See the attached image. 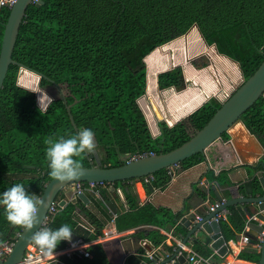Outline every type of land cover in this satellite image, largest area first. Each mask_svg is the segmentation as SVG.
Returning a JSON list of instances; mask_svg holds the SVG:
<instances>
[{
    "label": "trees",
    "instance_id": "1",
    "mask_svg": "<svg viewBox=\"0 0 264 264\" xmlns=\"http://www.w3.org/2000/svg\"><path fill=\"white\" fill-rule=\"evenodd\" d=\"M43 1L41 6L32 3L26 10L13 51L17 63L10 65L0 91V192L14 183H23L28 192L37 195L52 179L48 175L45 141L49 137L76 132L65 100L78 129H93L97 148L105 153L101 159L105 167L122 165L137 154L165 153L189 140L221 106L222 102L216 97H211L172 126L160 121L161 134L158 136H153L138 99L147 89L145 58L193 27H198L208 46L215 45L220 55L238 63L245 79L264 60V0ZM8 15L9 7H0V50ZM171 58L176 61L175 56ZM21 65L42 75L40 88L37 74L27 69L20 73V83L36 92L18 85ZM195 70L186 62L184 70L176 66L157 75L158 88L166 94L162 100L165 107L168 108L166 99L174 88L177 91L186 88L184 71L193 81ZM54 84L66 86L65 99L60 96L50 102L51 97L42 88ZM148 91L151 93L149 83ZM37 98L42 107L50 102L46 109L38 105ZM166 110L170 121L178 120ZM241 122L264 146V97L242 115ZM223 138L228 140L229 134L224 133ZM78 159L82 167L90 166L86 153ZM203 160L204 156L198 153L179 165L185 170ZM260 163L262 165L258 166ZM255 167L264 169V160L257 162ZM153 176L151 186H147L149 191L165 187L170 181L167 169ZM124 182L127 181L114 183L115 190ZM124 193L129 208L135 209L137 194L131 187ZM112 194L109 187L100 189V199L93 201L96 210L80 199L69 201L59 209L48 227L58 228L67 223L79 232L84 228L77 220L79 208L96 227L85 239L97 237L112 219L106 206ZM3 211L0 206V244L22 229V226L7 222ZM155 212L161 228L176 221L168 208L160 207ZM229 212L227 220L222 221L227 238L231 226L242 231L247 223L239 205L229 207ZM149 234L157 244L165 239L159 232ZM64 247L66 242L62 240L54 250ZM239 256L254 258L244 252ZM94 257L68 262L99 264ZM217 263L224 264L221 259Z\"/></svg>",
    "mask_w": 264,
    "mask_h": 264
},
{
    "label": "crops",
    "instance_id": "2",
    "mask_svg": "<svg viewBox=\"0 0 264 264\" xmlns=\"http://www.w3.org/2000/svg\"><path fill=\"white\" fill-rule=\"evenodd\" d=\"M216 55L218 58L222 59L223 69L227 72V74L223 72L224 77L221 81L219 80V82H217V80L213 79L212 75L209 74L206 69L195 70L196 74L193 77L194 86L190 87L189 82L191 81L186 77L184 72L187 82V86L184 89L185 91L181 90L182 92H177L174 89L171 95H167L166 103L169 112L174 119H178L174 124L195 111L211 97H223L224 93L232 91L233 87L238 86L239 81L244 79L240 67L235 66L236 62L219 53ZM231 70L233 71L232 73L230 72ZM238 77L239 81L236 79ZM159 122V120H156L155 128L151 126L153 133L157 136L161 134ZM228 134V140L223 138V140H218L211 145L206 151V159L201 163L185 170L180 166L176 170L175 176L172 179L170 178L169 183L165 187H154L149 191L147 190L148 185L145 186V188L138 185L137 187L140 189V194H137L135 191V182L130 180L122 183L121 187L114 190L109 199L116 207L117 214H113L110 210L109 211L112 217L116 215V225L121 233L119 237L95 242L97 241V237L101 234L100 233L97 237L86 240L85 237L90 235L89 233H93L96 227L92 224L90 219L77 208L76 216L79 221L78 223L84 228L79 232L73 230V233L78 236L77 241L81 240L87 243L88 250L91 254L89 257L85 258L91 259L95 256L94 258L98 260L99 264H141L142 262H151L152 259L149 257V253L155 250L160 256H165L167 252L173 255V249L178 239L183 241L188 231V229L183 227L179 222L180 217L183 215L182 211L185 209L188 213L198 211L200 214H204L205 208L202 206L204 201L208 199H217L215 191L212 189L213 185L217 186V189L224 199H229L232 197V194L238 195V187L240 195L245 194V186L248 182L252 183L254 193H257L259 190L256 189V187L260 186L257 173L259 171L264 172V169L255 166L257 162L264 160V146L254 135L249 133L243 122L236 123L229 130ZM96 149L100 150L98 148ZM102 155L103 153L99 154L101 159L104 156ZM248 165L253 167H249ZM224 171H228L226 175ZM226 180H229L227 184L225 182ZM72 187L73 186L70 185L59 195V199H66V204L75 199V197L69 193L73 191ZM107 187H109V191H111V185H107ZM107 187L98 186L99 189ZM129 187H131V190L134 191L138 197V206L135 209L129 208L124 193ZM85 193L91 201L90 204H85L91 207L92 210H96L93 207V201L100 199V191L98 190L95 192L93 188H91L86 190ZM146 196H149V199L144 204L140 205V200L142 198L144 199ZM247 206L248 205L245 204L240 207L244 211ZM160 207L170 209L172 214H174L172 217L177 219L172 224H166L165 228L158 226L160 218L155 211ZM249 207L253 213L249 215L244 212L247 221L250 216L259 213L255 205H249ZM227 210L229 216V208ZM231 229L232 231H229V237L227 238L222 228L223 234L229 245V252L226 255L227 258L231 256L236 264L259 263L261 256L260 240L256 242L251 240L248 244H241L239 243L240 237L243 233L248 232V226L245 224L242 231H239L234 226H231ZM162 230L166 232L172 231L174 237L170 241H165V239H163L164 241L162 240L157 244L152 237H150L149 232H159L163 234ZM153 238L156 240V237ZM197 238L198 235L192 236L190 241H196ZM65 242L67 247L71 241ZM186 244L201 256H205L204 253L208 254V256L206 255L205 257L212 255V260L216 263L222 258V256L220 257L210 247L211 241L208 243L207 241L199 240L193 244L190 242ZM66 247L53 250L60 251V254L56 259L52 260L50 264H69L68 261L71 259L75 260L84 257L79 254H74L72 256L65 255L62 250H65ZM242 252L254 258L252 260L239 258ZM131 258L132 261L130 260ZM221 260L223 261V259ZM169 264H172V261ZM187 264L191 263L189 262Z\"/></svg>",
    "mask_w": 264,
    "mask_h": 264
},
{
    "label": "water",
    "instance_id": "3",
    "mask_svg": "<svg viewBox=\"0 0 264 264\" xmlns=\"http://www.w3.org/2000/svg\"><path fill=\"white\" fill-rule=\"evenodd\" d=\"M32 3H34V0H16L12 7L9 8V15L5 24L0 50V91L3 87L4 80L10 65L17 63L13 59V51L15 48L21 23L26 14V10ZM43 3V0H38L35 4L37 6H41ZM213 46L215 47V45ZM22 69H28L29 71L36 73L39 78L42 77L40 73L35 70H31L25 65H21L20 70ZM17 83L18 85H20L18 81ZM20 86L35 91L34 89L26 87L24 85ZM53 86L59 87V85L57 84H54ZM146 94L147 89L145 94L138 99V103L147 118L153 136H157L153 133L146 112L140 103V100ZM61 97L65 99L66 96L65 94H61ZM261 97H264V60L250 77L246 79L244 78L242 80V82L234 89L230 97H228L221 103V106L216 110L213 116L201 129L195 131V133L191 135L189 140L184 142L182 145L174 148L173 150L165 153H155L153 155H146L136 159L128 160L124 164L115 167L103 166L101 158L97 152H95L94 154L86 153V156L90 161V166L82 167L83 174L81 176L73 181L63 183L56 181L55 178H52L49 182L46 183L42 193L37 194L43 200V206L38 210V224L34 225V227L30 230H27L24 227L22 228L14 243L13 251L5 260L0 259V264L21 263L27 246L32 242L31 235L37 230V228L41 227L44 218L47 215L50 204L55 199L59 198L60 193L73 183L104 182L111 184L110 190L114 191L115 188L113 184L116 182L130 181L132 179H138L150 174H154L157 171L167 169L174 164H178L195 154L200 153L204 156V159H206V151L211 147V145L218 140H223V134L228 133L236 123L241 122L242 115ZM53 100L54 99L52 98L50 102ZM65 104L74 127L77 130L78 127L75 124L70 106L67 104L66 100ZM38 105L43 108L39 103ZM47 106L43 109H46ZM260 165L262 164L260 163L258 166ZM257 175L260 181V186L256 187V189L259 190L257 193H254L252 183L248 182V184H246L245 186V194L240 195L238 187V195L232 194V197H230L229 199H224L220 191L217 189V186L213 185L212 189L215 191L217 200L225 201L215 211L202 215L201 220H196V215H200L198 211H196V213H188L184 209L182 211L183 215L180 217L179 222L183 227L187 228L188 231L182 242L184 244L188 242L193 244L194 242H198L199 240L207 241L208 243L211 241L210 247L212 248V250H214L215 253L219 256H226L229 252V245L222 231V221H217L216 219H213V217L216 213L223 209H228L229 207L234 205L241 206L246 204L248 206L244 209L245 213L251 215L253 211L251 210L249 205H255V208L259 211L258 214L262 219H264V172L259 171ZM147 185L151 186V183H148ZM93 190L95 192L98 190L100 191L97 185L93 186ZM69 193L70 195L74 196L73 191ZM75 199H80L86 204H90L91 202L85 192L78 194ZM66 202V199H61L59 205L63 208L66 205ZM106 206L113 214H117V209L111 201H106ZM248 227L249 230L247 234L250 236L251 240L254 242L260 240L261 242V256L259 259V263L264 264V233L262 238L260 239V234L264 232V225H260L258 221H250L248 223ZM197 235L198 238L196 241H190V238L192 236ZM77 240L78 236L72 233L70 241L77 242ZM172 259H175L172 264L189 263L185 253H180L178 248L174 251L173 255H171L170 258L165 259L164 261L157 262L156 259H152L151 262H142L141 264H164L167 262H171Z\"/></svg>",
    "mask_w": 264,
    "mask_h": 264
},
{
    "label": "clouds",
    "instance_id": "4",
    "mask_svg": "<svg viewBox=\"0 0 264 264\" xmlns=\"http://www.w3.org/2000/svg\"><path fill=\"white\" fill-rule=\"evenodd\" d=\"M45 144L48 175L61 183L81 176L83 168L78 157L84 153L94 154L97 148L95 133L88 127L79 128L75 133L49 137ZM0 206H3L7 222L30 230L38 224V210L43 206V200L28 192L23 183H14L0 192ZM72 233V228L65 223L58 228H37L31 240L45 255L53 254L60 241L71 240Z\"/></svg>",
    "mask_w": 264,
    "mask_h": 264
},
{
    "label": "built area",
    "instance_id": "5",
    "mask_svg": "<svg viewBox=\"0 0 264 264\" xmlns=\"http://www.w3.org/2000/svg\"><path fill=\"white\" fill-rule=\"evenodd\" d=\"M16 0H0V7L7 5L9 8L12 7V5L15 3ZM38 0H34V3H36ZM237 87V86H236ZM235 86L233 87L232 91H228L224 93L223 97L216 96V98L220 101L223 102L225 101L230 95L233 93L234 89L236 88ZM172 126V125H170ZM155 154L154 152H147L144 154H137L129 157L128 160L136 159L139 157H143L146 155H153ZM180 167L179 163L174 164L170 167L167 168V173L170 175V178L172 179L175 174L176 170ZM154 179L153 174L147 175L142 178L134 179L133 181L135 182V191L137 194H140V189L137 187L138 185H141V187L145 188L148 183H151V181ZM94 185L97 186H106L111 185L109 183H87V182H77L73 183L71 186L72 190L74 192V196L76 197L78 194L85 192L86 190H89L93 188ZM149 199V196H146L144 199L142 198L139 202L140 205L144 204L147 200ZM61 199L57 198L55 199L49 206L48 212L46 217L44 218V221L41 225L40 228L48 227L49 223L54 219L56 213L59 211L61 206L59 205ZM225 200L219 201V200H206L202 204V206L205 208V213L196 215V220H201L202 215L208 214L212 211H215L222 203H224ZM191 213H196L191 212ZM228 216V210L223 209L219 211L218 213L215 214L213 219H216L217 221H224L227 220ZM250 221H258L260 225H264V219L260 217V215L254 214L248 218V221L246 225L248 226V223ZM23 228V226H22ZM249 229V227H248ZM22 230V229H21ZM20 231H16L13 236H8L6 239L0 244V259L5 260L8 255L13 251L14 248V243L20 234ZM162 233L165 236V241H170L173 239L174 235L173 232H166L165 230H162ZM262 232L260 234L261 238L263 236ZM121 235L120 231L117 228L116 225V215L112 217V219L105 225V227L102 229L101 234L97 237V241H104L113 237H119ZM251 238L247 233H243V235L240 237L239 243L241 244H248L250 243ZM179 248L180 253H185L188 261L191 264H217L214 260H212V255L209 257L201 256L198 254L196 251L192 250L189 248L187 244H184L180 239H178L177 243L175 244V248L173 249L174 251ZM63 253L67 256H72L74 254H79L83 255L84 257H89L90 256V251L88 250L87 243L83 241H77V242H70L69 245L66 247L65 250H62ZM61 251V252H62ZM60 254V251H53V254L49 253L45 255L41 250L39 249L38 246H36L33 241L27 246L25 250L24 257L21 261L20 264H50L52 260L56 259ZM149 257L151 259H156L157 262L164 261L165 259H168L171 257V254L169 252L165 253V256H160V254L155 250L149 253ZM221 257V256H220ZM223 261L227 260V256L222 257ZM175 259H172L171 261L173 262ZM170 262L164 263V264H169ZM225 264H236L233 260H228L226 261ZM253 264H260V263H253Z\"/></svg>",
    "mask_w": 264,
    "mask_h": 264
},
{
    "label": "rangeland",
    "instance_id": "6",
    "mask_svg": "<svg viewBox=\"0 0 264 264\" xmlns=\"http://www.w3.org/2000/svg\"><path fill=\"white\" fill-rule=\"evenodd\" d=\"M216 54H218V52L215 47L208 46L202 38L198 28L193 27L186 34L156 48L145 58L148 66V83L151 93L149 92L150 90L147 91V94L140 100V103L146 112L152 128H155L156 120L165 121L168 125H172L170 124L171 121L169 117L164 112V110L168 109L163 102L166 94L164 90L158 88L157 75L160 72L172 69L176 66H182L184 70V64L187 62V65L194 70L206 69V71L212 75L213 79L219 82V80L221 81L224 77L223 72L225 74H227V72L223 69L222 59L218 58ZM172 56H175L176 61L171 58ZM184 61L186 62L184 63ZM235 66L239 67L238 63H236ZM21 71L22 70L19 71L18 77L20 85H22L19 79ZM230 72L232 73L233 71L231 70ZM193 75L194 73L192 76ZM236 79L239 81V77ZM39 81L40 78L38 76V86ZM241 82L242 80L239 81V84ZM189 83L190 87L194 86L193 81ZM42 89L51 96V99L58 98L61 94H66L67 92V88L64 85H59V87L52 85ZM192 132H194V130ZM96 152L99 154L103 153L104 155V151L101 149H96Z\"/></svg>",
    "mask_w": 264,
    "mask_h": 264
},
{
    "label": "bare ground",
    "instance_id": "7",
    "mask_svg": "<svg viewBox=\"0 0 264 264\" xmlns=\"http://www.w3.org/2000/svg\"><path fill=\"white\" fill-rule=\"evenodd\" d=\"M28 70V69H27ZM32 72V71H31ZM34 73V72H33ZM36 74V73H35ZM187 90V89H186ZM147 91H148V81H147ZM177 91V90H176ZM185 91V90H184ZM177 92H182V91H177ZM50 96V95H49ZM51 97V96H50ZM38 99V98H37ZM51 100V99H50ZM48 105V104H47ZM46 105V106H47ZM45 106V107H46ZM175 121H171V123L170 124H173ZM228 260H232V258H231V256H228V258H227V260H225V261H223L224 262V264L226 263V261H228Z\"/></svg>",
    "mask_w": 264,
    "mask_h": 264
}]
</instances>
